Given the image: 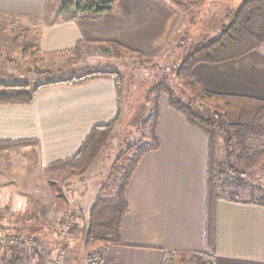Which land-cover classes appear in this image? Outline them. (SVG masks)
Segmentation results:
<instances>
[{
	"label": "crops",
	"instance_id": "crops-1",
	"mask_svg": "<svg viewBox=\"0 0 264 264\" xmlns=\"http://www.w3.org/2000/svg\"><path fill=\"white\" fill-rule=\"evenodd\" d=\"M239 1L193 4L195 16L173 0H114L113 11L99 17L60 14L59 9L49 19L46 0H0V14L42 18L39 46L46 56L71 51L78 43L114 42L158 63L183 48V28L195 25L193 18L206 41L218 39ZM194 76L210 93L264 101V47L225 63L199 64ZM118 113L113 79L45 86L30 104L0 105V143L28 141L18 152L23 158L36 153L45 169L75 155L94 127L112 122ZM155 131L159 148L143 155L133 174L124 245L112 248L108 264H164L170 254L194 253H212L215 264H264V206L252 199L222 196L215 202L214 251L206 249L209 137L172 109L167 96L160 98ZM77 180L68 203L86 215L98 198L88 193L86 181Z\"/></svg>",
	"mask_w": 264,
	"mask_h": 264
},
{
	"label": "rangeland",
	"instance_id": "rangeland-1",
	"mask_svg": "<svg viewBox=\"0 0 264 264\" xmlns=\"http://www.w3.org/2000/svg\"><path fill=\"white\" fill-rule=\"evenodd\" d=\"M173 1L191 10V15L195 16L196 9H192L191 5L202 2ZM240 1L239 8L246 0ZM46 2V14L49 19H53L68 0ZM238 9L234 11L235 14ZM190 22L195 25L186 23L184 26L185 39L180 41V44H184L183 48L163 62L155 63L145 58L138 60L135 56L116 58L101 45L84 46L89 47L85 49L87 53L83 54V47L79 57L57 54L46 56L38 46L37 55L24 59L15 46V39L23 29L41 31L42 18L31 20L0 14V94L6 87L30 86V91H33L64 77L76 78L95 72H115L123 79V93L119 98V113L112 136L83 176L69 167L53 168V171L49 166L48 169H42L34 152L25 154L23 158L19 149L29 146L28 141L0 143V264H96L95 260L100 261L98 264H108L112 248L118 246L110 245L88 254L86 233L90 212L79 215L80 211L71 208L72 202L68 200L71 201L70 195L77 179L86 181L88 193H95L98 199L107 198L117 191L114 182L120 179L137 153L151 145V133L146 126L152 118V112L147 99L155 89L166 87L185 104L192 103L191 96L183 89L179 71L195 49L211 40L206 41L205 34L198 30L197 19L193 18ZM199 42L204 43L198 45ZM162 96L168 97L162 94L160 98ZM251 145L258 149L264 145V139L253 138ZM128 151L126 158L124 156ZM27 159L30 164H25ZM227 164L225 143L222 137H218L215 185L220 197L264 202V165L244 172L235 166L240 177L234 178ZM16 238L20 239L17 243L11 241ZM192 255L170 254L164 264H193L196 258L191 261Z\"/></svg>",
	"mask_w": 264,
	"mask_h": 264
},
{
	"label": "trees",
	"instance_id": "trees-1",
	"mask_svg": "<svg viewBox=\"0 0 264 264\" xmlns=\"http://www.w3.org/2000/svg\"><path fill=\"white\" fill-rule=\"evenodd\" d=\"M179 3H193L204 0H177ZM114 9V0H68L61 8V14L73 11L74 14H86L99 17L111 13ZM41 31L23 29L15 46L24 59H29L39 53ZM88 46V44L86 45ZM101 46L113 57L135 56L138 60L147 59L143 54L126 48L120 44L109 42ZM84 43H78L75 49L62 53L61 56H81ZM264 47V0H246L234 17L231 25L221 36L207 44L199 46L183 62L179 74L183 89L192 100L185 104L166 87L155 89L147 99L151 105L152 118L148 122L151 145L144 147L137 153L134 160L130 161L126 171H123L119 180L115 181L117 191L107 198L100 197L90 211L89 224L86 233V252L91 253L107 246H123V220L129 211L127 189L143 155L157 150L159 142L156 136V125L159 116V99L162 94H167L172 109L182 114L188 122L209 137V171H208V208L206 212L205 242L206 249L214 251L215 237V202L220 199L215 185L217 163V139L222 137L225 143L226 158L232 177L239 178V171L256 170L264 165V145L254 149L251 140L264 139V101L221 96L204 90L194 76V69L199 64H220L248 55ZM98 79H113L116 84L119 98L123 93V79L115 72H95L67 81H54L44 84L30 91V86L6 87L0 94V105L30 104L34 96L45 86L55 84H68L77 86ZM119 106V105H118ZM112 122L96 126L84 140L79 151L70 158L57 161L48 168H72L79 176H83L100 152L107 145L114 130ZM130 151L124 157L128 158ZM47 168V169H48ZM243 174V173H242ZM103 193V192H102ZM101 193V195H102ZM60 199V198H59ZM264 206V202H258ZM88 253V254H89ZM194 253L191 261L193 264H215L214 255ZM194 258V259H193ZM97 259V258H94ZM193 259V260H192ZM98 260L95 263L98 264ZM189 263V262H188Z\"/></svg>",
	"mask_w": 264,
	"mask_h": 264
},
{
	"label": "built area",
	"instance_id": "built-area-1",
	"mask_svg": "<svg viewBox=\"0 0 264 264\" xmlns=\"http://www.w3.org/2000/svg\"><path fill=\"white\" fill-rule=\"evenodd\" d=\"M19 240H20V239H17V238H16V239H12L11 241L14 242V243H17ZM14 243H13V244H14Z\"/></svg>",
	"mask_w": 264,
	"mask_h": 264
}]
</instances>
